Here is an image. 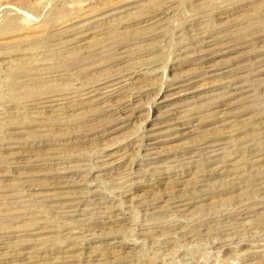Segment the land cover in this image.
<instances>
[{"label": "rangeland", "instance_id": "obj_1", "mask_svg": "<svg viewBox=\"0 0 264 264\" xmlns=\"http://www.w3.org/2000/svg\"><path fill=\"white\" fill-rule=\"evenodd\" d=\"M263 83L264 0H0V264H264Z\"/></svg>", "mask_w": 264, "mask_h": 264}, {"label": "bare ground", "instance_id": "obj_2", "mask_svg": "<svg viewBox=\"0 0 264 264\" xmlns=\"http://www.w3.org/2000/svg\"><path fill=\"white\" fill-rule=\"evenodd\" d=\"M135 2V1H134ZM152 2H153V0H152ZM137 3V2H136ZM154 3H156V2H154ZM124 4V1H120L119 3H117L116 4V6H120V5H123ZM151 4V3H150ZM150 4H148V5H150ZM154 5V4H153ZM156 5V4H155ZM154 5V6H155ZM158 5V4H157ZM156 5V6H157ZM115 6V5H114ZM113 6V7H114ZM115 6V7H116ZM151 6V5H150ZM131 7V6H130ZM141 7H143V6H141ZM153 7V6H152ZM157 8V7H156ZM123 9V8H122ZM143 9H144V7H143ZM158 9H159V7H158ZM157 9V10H158ZM141 10V9H140ZM144 11V10H143ZM146 12H148V11H146ZM116 13V12H115ZM141 13V12H140ZM131 15V14H130ZM133 15V14H132ZM134 15H136V13L134 14ZM101 16V15H100ZM136 16H138V15H136ZM145 16V15H144ZM132 17V16H131ZM101 18H103V17H101ZM130 18V17H129ZM120 19V18H119ZM133 19V18H132ZM137 19H139L138 17H137ZM142 19V18H141ZM90 20V19H89ZM131 20V19H130ZM86 21V20H85ZM91 21V20H90ZM87 22V21H86ZM108 22V21H107ZM116 22V21H115ZM148 22V21H147ZM154 23V22H153ZM156 23V22H155ZM144 24V23H143ZM148 24H150V23H148ZM102 26H104V25H102ZM110 27V26H109ZM115 28H116V26H114ZM139 28V27H138ZM110 31L109 32H107L108 33V35H109V37H111V39H114L115 41L116 40H118L119 42L120 41H123V38H121L122 36H121V34H120V38L118 37V34L116 35L115 33L116 32H114L113 30L114 29H112V27H110ZM121 29V28H120ZM108 30V29H107ZM143 30V29H142ZM147 30V29H146ZM145 31V30H144ZM140 32H142L140 29H137V27L135 28V30L134 31H132L131 33L132 34H134V36L137 34H139ZM147 32V31H146ZM110 33V34H109ZM130 33V34H131ZM142 33H144V32H142ZM209 33V32H208ZM234 33V32H233ZM131 34V35H132ZM220 34V33H219ZM80 35V34H79ZM129 35V34H128ZM127 35V36H128ZM126 36V35H125ZM125 36L123 35V37L125 38ZM130 36V35H129ZM140 36V35H139ZM108 37V36H107ZM128 38V37H127ZM210 39V38H209ZM125 41V40H124ZM203 42V41H202ZM227 42V41H226ZM78 43V42H77ZM207 44V43H206ZM99 45V44H98ZM92 46V45H91ZM240 46V45H239ZM195 48V47H194ZM197 50V49H196ZM107 53V52H106ZM205 55V56H204ZM203 56H202V58L200 59V61H199V65L201 66L200 67V69H199V74L196 76V77H201V78H203V79H205V78H212V77H215V76H218V75H221L222 76V74L224 75L225 73H219L218 75H216L215 73L218 71L217 69H215L214 67H212V65H208L207 63H209L208 62V60H209V55H211V53H205ZM108 56V55H107ZM111 56V55H110ZM193 56V55H192ZM208 56V57H207ZM106 57V56H105ZM205 57H206V59H205ZM106 59H107V57H106ZM197 59V58H196ZM242 62V61H241ZM226 66V65H225ZM260 67V66H259ZM221 71V70H220ZM234 71V70H233ZM229 72V71H228ZM195 78V77H194ZM226 79V78H225ZM120 81V80H119ZM192 81V80H191ZM189 82V83H185V84H182V85H179V86H177V87H175V86H173L170 90L173 92V91H175V92H173L171 95H170V97H168V98H166L165 97V99L163 100V101H161L159 104H163L164 106H165V110H164V112L162 113V115L160 116V118L161 119H167V121H164V125H162L161 123L162 122H159V123H157L156 125H153L150 129H148V130H145L144 132H145V134H144V139H146V141L148 142V140L150 141V140H152L153 138H155L158 134H159V132L158 131H160V129L161 128H167L169 131H170V135H172V134H174V133H179L180 132V130H184L185 131V129H187L186 127H184V126H186V123H184V121L181 119V118H178L177 117V110H179V109H181L182 107H183V105H176V104H170L172 101H176V100H178V99H180V98H184V97H187V96H190V95H192L193 93H194V91L191 89V84L193 83V81L192 82ZM121 82V84H123L122 83V81H120ZM120 82H118V83H115L114 85H112L108 90H105V91H103L102 93H99V96H101L99 99H97V100H107L108 101V99L109 98H111L112 97V95L114 94V92H115V90L117 91V90H119V86H118V84L120 83ZM114 83V82H113ZM120 84V85H121ZM230 84V83H229ZM264 84V83H263ZM122 86V85H121ZM259 86V85H258ZM116 87V88H115ZM234 88V87H233ZM227 89V88H226ZM91 93H93V92H91ZM116 93V92H115ZM89 94H90V92L89 93H85V94H83V96L82 97H84V95H86V96H89ZM78 96V95H77ZM93 97V96H92ZM52 98H54V97H52ZM85 98V97H84ZM91 98V97H90ZM89 99V98H88ZM113 99V98H112ZM222 100V99H221ZM51 102V101H50ZM97 102V101H96ZM95 102V103H96ZM106 102V101H105ZM52 103H53V101H52ZM78 103V102H77ZM113 104V103H112ZM162 105V106H163ZM38 109V108H37ZM92 110V109H91ZM94 110V109H93ZM25 113V112H24ZM32 115V114H31ZM38 116V115H37ZM176 118H175V117ZM218 116V115H217ZM191 119V118H190ZM125 120V119H124ZM156 120V119H155ZM159 121V120H158ZM160 124H161V126H160ZM167 124V125H166ZM67 127V126H66ZM189 129V128H188ZM86 131V130H85ZM166 131V130H165ZM142 142V141H141ZM149 145H151V143L149 142V144H147V146H149ZM152 145H154V143L152 144ZM21 152V151H20ZM107 152V151H106ZM203 152V151H202ZM216 152V151H215ZM23 155V154H22ZM109 156V155H108ZM198 156V155H197ZM49 162V161H48ZM110 164V163H109ZM104 166V165H103ZM185 167V166H184ZM40 168V167H39ZM52 201V200H51ZM96 202V201H95ZM262 204V203H261ZM69 208V207H68ZM69 210V209H68ZM82 224V223H81Z\"/></svg>", "mask_w": 264, "mask_h": 264}]
</instances>
